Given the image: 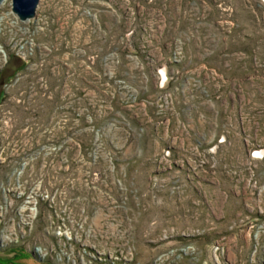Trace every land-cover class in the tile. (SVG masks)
<instances>
[{"label": "rangeland", "instance_id": "1", "mask_svg": "<svg viewBox=\"0 0 264 264\" xmlns=\"http://www.w3.org/2000/svg\"><path fill=\"white\" fill-rule=\"evenodd\" d=\"M36 11L0 70V264H264V1Z\"/></svg>", "mask_w": 264, "mask_h": 264}, {"label": "built area", "instance_id": "2", "mask_svg": "<svg viewBox=\"0 0 264 264\" xmlns=\"http://www.w3.org/2000/svg\"><path fill=\"white\" fill-rule=\"evenodd\" d=\"M12 6V0H0V34H2L3 32L2 26L4 21L9 26H16L17 29L20 31L19 34L16 33L17 31H9V39L7 36V38H5V42L1 40L0 35V70L2 69L3 65H5V63L7 62L8 53L10 52V49L15 50L16 53L24 57H27L29 54L33 53L34 46L36 45L35 33L38 32V29L40 28L38 26V19L40 18V14L37 11L33 17L21 19L18 14L13 10ZM19 79L20 77L17 76L15 79L12 80V82L5 85V94L8 92V89L11 87V85L17 83ZM1 116L2 115L0 114V117ZM256 152L259 155L263 153V151L262 153H259L258 150ZM4 234L5 233L2 232L0 234L1 241L5 240L6 235Z\"/></svg>", "mask_w": 264, "mask_h": 264}, {"label": "water", "instance_id": "3", "mask_svg": "<svg viewBox=\"0 0 264 264\" xmlns=\"http://www.w3.org/2000/svg\"><path fill=\"white\" fill-rule=\"evenodd\" d=\"M13 10L21 19L31 18L35 15L39 0H12Z\"/></svg>", "mask_w": 264, "mask_h": 264}, {"label": "bare ground", "instance_id": "4", "mask_svg": "<svg viewBox=\"0 0 264 264\" xmlns=\"http://www.w3.org/2000/svg\"><path fill=\"white\" fill-rule=\"evenodd\" d=\"M262 1H264V0H262ZM259 153H262V151H258Z\"/></svg>", "mask_w": 264, "mask_h": 264}]
</instances>
